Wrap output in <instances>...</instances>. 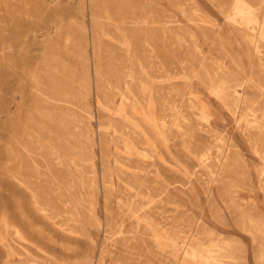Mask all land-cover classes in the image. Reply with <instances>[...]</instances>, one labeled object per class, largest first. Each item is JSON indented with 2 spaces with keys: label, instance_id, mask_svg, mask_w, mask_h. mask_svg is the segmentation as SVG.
<instances>
[{
  "label": "rangeland",
  "instance_id": "obj_1",
  "mask_svg": "<svg viewBox=\"0 0 264 264\" xmlns=\"http://www.w3.org/2000/svg\"><path fill=\"white\" fill-rule=\"evenodd\" d=\"M200 1L202 7L198 5V0H133L131 3L126 0H0V219L6 211L11 219L16 220L11 211L10 197L3 193L12 183L4 172L13 165L10 151L14 148L15 154L23 153L24 148L17 144L22 142L30 149V152L23 155L26 160L24 177L29 181L40 182L47 191L52 188L61 189L72 200L73 212L78 217L80 215L82 221L79 226L75 225V235H66L45 223L56 237L72 242L74 249L62 250L58 244L40 241L44 250L39 252L26 242L39 264H87V259L96 261L100 255L104 256L108 264H116L113 256L104 251V247L139 253L134 248L121 244L118 237L109 239L107 229L135 236L143 249L139 254L149 259L151 264H182V253L170 246H166L163 254L157 248L154 252L149 249V246H154L150 237L158 235L159 230L155 225L142 223L139 212L149 214L156 223L169 231H186L191 236L202 230L205 242H209L208 232L230 239L232 242L228 245H216L222 251H216L219 260L210 264H264V161L256 155L250 144V140L255 141L264 155V128L254 127V130H248L247 136L240 128L238 118L223 104L235 102L241 113L246 104L254 103L258 115L264 113V74L261 72L264 70V27H260L264 24V0H258L260 5L258 2L253 4L255 0ZM143 4H147L149 8L152 6L154 12V17L150 19L152 22L145 25L155 47L153 53L142 44L135 45L136 41L130 39V12L134 11L141 19H145ZM237 6L248 11L246 16L239 14ZM250 17L255 18L251 20ZM165 22L163 27L161 24ZM241 29H245V35L241 34ZM191 31L194 33V40L190 38ZM215 31L221 36H214ZM69 33L71 46L67 50L65 43ZM232 33L242 38L243 47ZM257 35L261 36L259 50H256L254 43ZM49 39L60 54L62 67L54 79L56 90L63 96L62 103L42 102L40 97L34 96L32 90L34 71L46 66L43 47ZM93 43L101 45L100 52L95 51ZM129 55L134 59V64L129 62ZM256 56H262V61ZM185 58L190 62L192 71H182L181 59ZM150 61L154 64L152 71ZM216 61L222 65L224 76L213 74L218 68ZM131 67H135L153 85L154 112L159 111L164 98L170 103L176 99L175 102L179 104L182 103L181 94L186 101L199 100L212 111L208 121L204 122L205 129L210 132L194 126V113L189 109L188 102H185L184 108L186 107L185 114L190 119L189 124L193 127H190L188 133L194 135L191 143L176 130L172 132L171 139L166 140L156 122L144 114L140 105L136 107L137 114L132 115L130 109L122 103L121 97L107 88L110 84L119 86L126 92L130 91L129 85L119 77ZM196 69H201L204 79L194 72ZM96 70L101 73V79L96 78ZM38 76L43 81L48 78L42 70ZM108 94L115 98V106L107 103L105 98ZM245 94L250 95L252 100L245 103L241 98ZM133 97L137 102L136 96ZM227 97L231 98L230 101ZM38 104L41 106L40 113L36 110ZM109 120L112 121V126L108 124ZM23 123L31 129H37L39 136L24 135ZM127 127L137 131L147 141V154L152 158H146L147 161L144 159L142 148L133 145V137ZM88 130L93 137L90 140L86 139ZM108 134L118 135L133 146L132 150L127 151L110 142L109 148L107 147L110 153H106L105 137ZM217 138H221L224 144L238 153L246 176L236 177L234 180L219 177L221 168L216 172L201 157L199 153L211 145L212 150L225 160L226 154L221 153L216 143ZM75 146L84 149L86 155L94 161L93 165L83 162L82 170L76 166L72 159V155L76 153ZM33 151L36 152L35 155ZM107 154L105 163L103 156ZM52 156L60 157L64 165L58 166L51 160ZM119 156H122V162ZM31 159L41 164V176L34 173ZM66 166L70 168L67 170ZM105 166L112 171L119 190H108L104 184ZM118 166L126 177H119ZM71 179H76L74 188L66 185ZM140 183L143 184L142 187H139ZM163 188L170 193L169 196L162 193ZM119 199H122L121 204ZM57 204L59 213L64 217L68 216V208L59 202ZM24 205L30 212L27 200ZM142 207L146 209L142 210ZM153 211L155 212L152 213ZM244 216L253 218L256 223L244 221ZM36 219L41 224L44 222L40 217ZM242 222L245 227L241 225ZM81 229L83 230L80 231ZM5 230L0 221V264H9L2 239L7 238V244L9 240H15ZM25 232L28 233V230L25 229ZM225 254L229 258L222 256ZM123 256L125 262L139 264L129 255ZM134 256L136 255L131 257ZM187 260L190 264H205L204 261L197 262L191 258Z\"/></svg>",
  "mask_w": 264,
  "mask_h": 264
},
{
  "label": "bare ground",
  "instance_id": "obj_2",
  "mask_svg": "<svg viewBox=\"0 0 264 264\" xmlns=\"http://www.w3.org/2000/svg\"><path fill=\"white\" fill-rule=\"evenodd\" d=\"M58 1V0H56ZM128 3H131L133 0H126ZM144 1V0H143ZM230 1V0H228ZM239 1V0H236ZM248 1V0H247ZM251 2L253 0H250ZM161 2V1H160ZM159 2V3H160ZM185 2V1H184ZM187 2V1H186ZM190 2V1H189ZM212 2V1H211ZM259 1L255 0L254 3H256ZM125 3V2H124ZM176 3V2H174ZM193 3V1H192ZM232 3V2H231ZM236 3V2H235ZM241 3V2H240ZM263 3V2H262ZM80 4V3H79ZM224 4V3H223ZM229 4V3H228ZM242 4V3H241ZM199 5V4H198ZM263 5V4H262ZM261 5V6H262ZM227 6V3H226ZM231 6V5H230ZM234 6V5H233ZM242 6V5H240ZM246 6V4L244 5ZM260 6V7H261ZM190 7V6H189ZM224 7V5H223ZM143 10L146 12V18L145 19H141V17H139L134 11L130 12V16L129 19L130 24H131V38L132 40L136 41L135 45L142 44L145 46V48H147L149 50V52L153 53L155 51V47L152 44V42L150 41V37H149V33L147 28L145 27L146 23L148 22H152L150 19H152L154 17V12L151 8H149L147 6V4H143L142 6ZM160 8V7H159ZM192 8V7H191ZM229 8V6H228ZM227 8V10H229ZM259 8V7H258ZM163 9V8H162ZM222 9V8H221ZM226 9V8H225ZM233 9V7H232ZM235 9V8H234ZM142 10V9H141ZM191 10V9H190ZM198 10V9H197ZM236 10L238 12H240L239 14H241V16H246V9H243L242 7H238L236 8ZM256 10V8H255ZM160 11V10H159ZM163 11V10H162ZM196 11V9L194 10ZM224 11V10H223ZM226 11V10H225ZM182 12V10H181ZM233 12V11H232ZM237 12V13H238ZM236 13V12H235ZM188 14V13H187ZM183 15V12H182ZM249 15V13H248ZM157 16V15H156ZM184 16V15H183ZM236 16V15H235ZM240 16V15H239ZM196 17V16H195ZM234 17V16H232ZM249 17V16H248ZM159 18V17H158ZM241 18V17H240ZM251 18V17H250ZM255 18V17H254ZM254 18H251L254 19ZM103 19V18H102ZM160 19V18H159ZM165 19V18H164ZM228 19V18H227ZM246 19V18H245ZM104 21V19H103ZM163 21V19H162ZM232 21V20H231ZM241 21V20H240ZM194 22V21H193ZM246 22V21H245ZM250 22V21H249ZM101 23V22H99ZM156 23V22H155ZM196 23V22H195ZM201 23V21H200ZM235 23V21H234ZM157 24H160L159 22ZM165 23H162L161 25L164 27ZM176 24V23H175ZM203 24V23H202ZM200 24V25H202ZM54 25V24H52ZM170 25V24H169ZM180 25V24H178ZM234 25V24H233ZM160 26V25H158ZM175 26V25H172ZM249 26V25H247ZM161 27V26H160ZM261 27V26H260ZM52 28V27H51ZM157 28V26H156ZM172 28V27H171ZM108 29V28H107ZM159 29V28H158ZM82 30V29H81ZM181 30V29H180ZM252 31V30H251ZM256 31V30H255ZM258 31V30H257ZM256 31V32H257ZM49 32V30H48ZM170 32V31H168ZM175 32V31H174ZM183 32V31H182ZM242 35H245V29H241L240 30ZM172 33V32H171ZM159 34V33H158ZM187 34V33H186ZM253 34V33H252ZM99 35V33H98ZM172 35V34H171ZM100 36V35H99ZM188 36V35H187ZM190 38L192 40H194L195 36L194 33L191 31L190 32ZM259 36V35H258ZM46 37V36H45ZM235 40L243 47V40L241 37L239 36H234ZM100 38V37H99ZM254 38V37H253ZM102 39V37H101ZM252 39V37H251ZM50 41L45 42L44 43V47H43V60L46 64L45 68H37L34 73H33V78H32V82L34 83V86L32 87L33 93L35 94L34 96H36L37 98L40 97V101L44 102V101H48V103H53L55 102H64L63 96L61 95V93L59 91L56 90L55 88V79L54 77L59 73L60 68L62 67V64L60 62V54L58 49L51 44V39H49ZM172 40V39H171ZM261 40V39H260ZM258 40V42L260 41ZM44 42V41H42ZM167 42V41H166ZM250 42V41H249ZM257 42L256 44V49L259 50L260 48V44ZM66 48L67 50H70L68 47L71 46V37H70V33L67 34L66 37ZM247 44V43H246ZM94 45V49L97 52L101 51V45L100 44H95ZM245 45V44H244ZM249 46V45H248ZM264 50V49H263ZM261 51V50H260ZM84 52L86 53V50H84ZM150 53V54H151ZM103 54V53H102ZM107 55V54H106ZM157 55V54H156ZM261 55V54H260ZM88 60V57H86ZM157 58V57H156ZM190 58V56H189ZM108 59V58H107ZM152 59V58H151ZM153 60V59H152ZM176 61V60H175ZM129 62L130 63H135L134 59H132V57L129 55ZM160 62V61H159ZM190 62L185 58V59H181V64L183 67L182 71H192V69L190 68L191 64H189ZM217 63V70H213L215 71V73L213 72L214 75H220V76H224L223 74L225 73L223 67L221 64ZM263 63V62H262ZM180 64V63H179ZM153 63L150 61V67H151V71H152V67H153ZM174 65V64H173ZM201 65V64H200ZM176 66V65H174ZM264 66V65H263ZM114 67V66H113ZM179 67V66H178ZM123 69V68H122ZM216 69V68H215ZM42 70L44 71V73L47 74V79H45L44 81L39 79V71ZM155 70V69H154ZM89 71V70H88ZM128 71V69H127ZM194 72L201 78H203L201 69H196L194 70ZM96 78L101 79V73L99 71L96 70ZM209 73V72H208ZM89 74V73H88ZM58 77V76H57ZM120 80L125 81L129 87H130V91H124L121 87L119 86H114V85H110L107 87L110 91H114L115 95H119L122 99V103H124V105L126 107H128L130 109V112L132 115H136V107H138V105H140L142 111L144 112L145 115H147L150 120L155 121L156 124L158 125L159 129L162 132L163 137L166 140H170L171 138V134L173 131H179L181 132L182 135H184L189 143H191L192 139L194 138L193 134H188L190 133V119L187 118V115L185 114L186 112V107L184 108V105H186L185 102H188V106L189 109L192 110V113H194V118H195V127L198 129H205L204 127V122L208 121L209 116L211 114V109L208 108L206 105L201 104L199 102V100H192V99H188L186 101V99L183 97V95L181 94V98H182V103H176V99L173 103H170L167 101V98L163 99L161 108L159 109L158 112H154V94H153V85L146 80V78L144 76H142L138 70L135 67H131V69L124 75H121ZM217 78V77H215ZM220 78V77H219ZM218 78V79H219ZM222 78V77H221ZM97 79V80H98ZM105 79V78H104ZM116 79V78H115ZM204 79V78H203ZM225 79V78H224ZM101 81V80H100ZM106 81V80H105ZM221 81V80H220ZM227 81V80H225ZM231 81V80H230ZM233 82V81H232ZM64 83V82H63ZM103 83V82H102ZM221 83V82H220ZM235 83V82H234ZM99 84V83H98ZM231 84V83H230ZM224 86V85H222ZM230 86V85H229ZM101 87V86H100ZM106 88V87H105ZM106 88V89H107ZM229 88V87H228ZM100 90H102L100 88ZM174 90V89H173ZM236 91V90H235ZM246 92V90H245ZM244 92V93H245ZM71 93V92H70ZM103 93V91H102ZM137 98V102L134 99V95ZM216 97L218 99L221 100V97L216 94V92L214 91ZM167 94V93H166ZM180 94V92H179ZM105 95V94H104ZM160 95V94H159ZM108 97H106V101L108 104L115 106L117 103L115 102V98L110 97V95H106ZM164 96V95H163ZM239 96V94H238ZM168 97V96H167ZM71 98V97H70ZM75 98V97H74ZM179 98V96H178ZM223 98V97H222ZM229 98V97H227ZM243 98L242 100H244V102L246 103L247 101H250L249 99V95L245 94V96L242 95ZM42 99V100H41ZM225 99V98H224ZM231 98L227 99L230 101ZM162 101V100H161ZM180 101V99H179ZM222 101V100H221ZM73 102V101H72ZM232 102V101H231ZM223 103V101H222ZM227 103V101H226ZM60 104V103H59ZM75 104V103H74ZM228 110L238 118L239 120V125L241 130L247 135L248 130H254V127L259 126L260 128H264V113L259 116L258 115V110L256 107H254L255 105H253V103L251 105L246 104L247 106L242 109L241 113L239 112L240 108L238 107L239 105L237 103H231V104H225L223 103ZM40 104L37 105L36 110L40 113ZM54 105V104H53ZM235 105V107L233 106ZM245 105V104H244ZM80 105H78L79 107ZM77 107V106H76ZM75 107V108H76ZM77 107V108H78ZM120 107V106H119ZM104 108H107L104 106ZM87 109V108H86ZM110 109V108H109ZM47 110V109H46ZM68 110V109H67ZM79 110V109H78ZM81 111V110H80ZM57 112V111H56ZM91 112V110H90ZM261 113V112H260ZM43 114V113H41ZM82 114V113H81ZM87 114V113H86ZM61 115V114H59ZM88 115V114H87ZM90 115V114H89ZM107 115V114H106ZM127 115V114H126ZM154 115V116H153ZM130 116V115H128ZM119 117V116H118ZM126 117V116H125ZM66 118V116H65ZM106 118V117H105ZM128 118V117H126ZM131 118V117H129ZM45 119H47L45 117ZM78 119V118H77ZM107 119V118H106ZM134 119V118H133ZM115 120V119H113ZM65 121V120H64ZM138 121V120H137ZM141 121V120H140ZM33 122V120H32ZM67 122V121H65ZM74 122V121H73ZM88 122V121H87ZM115 122V121H114ZM119 122V121H117ZM192 123V122H191ZM67 124V123H66ZM71 124V123H70ZM81 124V123H80ZM109 125H113L112 121L109 120ZM77 125H79V122L77 123ZM122 125V124H121ZM75 126V125H74ZM124 126V125H123ZM85 127V126H84ZM87 127V126H86ZM106 127V126H104ZM114 127V126H113ZM88 128V127H87ZM86 128V129H87ZM155 128V127H154ZM193 128V127H191ZM89 129V128H88ZM128 129V127L126 128ZM74 130V129H73ZM77 130V129H76ZM115 131V130H114ZM127 131H131V136L133 137V145H138L142 148V153L144 155V159L146 160V158H152L150 155L148 156L147 151L148 149L146 148L147 145V141L145 139H143V137L134 129H128ZM140 131V130H139ZM207 132H210V130H206ZM22 132L24 135H28L31 137H35V136H39L38 134V130L36 129H31L27 126V124L23 123V127H22ZM87 135H86V139H91L92 134L91 131L88 130L87 131ZM123 132V130H122ZM145 131H142V133ZM252 132V131H251ZM94 133V132H93ZM108 133V132H107ZM113 133V132H112ZM50 134V133H49ZM54 134V133H53ZM118 134V133H117ZM56 135V134H55ZM129 135V136H130ZM145 135V133H144ZM52 136V134H51ZM248 136V135H247ZM83 137V136H82ZM60 138V137H59ZM85 138V137H84ZM127 138V137H126ZM249 138V137H248ZM128 139V138H127ZM45 140V139H44ZM250 140V139H249ZM39 141V140H38ZM92 141V140H91ZM151 141V140H150ZM217 145L219 146V148L221 149V153H225L226 154V158L223 161L219 155L217 153H215L212 150V146L208 145L203 151H201L199 154L201 155L202 158L206 159L207 162L210 163V165L214 168V170L217 172L220 168H221V174L219 175V177H227L229 179L233 178L236 179L246 176V174L244 173L243 170V165L240 161V156L238 155V153L234 150H232V148H229L226 144H224L223 140L221 138H217L216 140ZM67 142V141H66ZM110 142H114L116 143L118 146H122L124 147L127 151H131L132 150V145H128L125 140H123L122 138H120L118 135L114 136V135H106L105 137V152L106 153H110V151H107L109 148V143ZM40 143V142H39ZM63 143V142H61ZM60 143V144H61ZM18 146L23 147V153L21 154H15L14 148L10 151V153H12L13 157L10 160L12 162V167H8L6 169L5 176L8 179L12 180V183H10L9 188H5V192H3L4 194H8V196L10 197V202H11V211L13 213V217L16 218V220L11 219V217L7 214L6 211H4V213L1 215V223L4 224L6 230L5 231H9V233L11 235H13L15 237V240L10 241L7 244L6 242H8L7 238L2 239V243L5 244V257L8 260L9 264H39L35 258V254H33L30 250V246L34 247L35 249L39 250H44L42 249V247L40 246L39 242L40 241H47L49 243H54V244H58L62 250H73L74 249V244L72 242L67 241L64 238H60V237H56L54 235V232L47 228V225H50L52 227H55L56 229H59V231L65 233L66 235H75V233H77V229L75 227L79 226L80 224H82L81 220H80V215L79 217L75 215V213L73 212L74 209H72V205L73 202L72 200L62 192L61 189L59 188H52L51 191H47V188H44L41 186L40 182H34V181H29V179H26L23 175V170L25 169V163L26 160L24 159V153L26 152H30V149L28 148L27 145H25L24 143H19L17 142ZM58 144V143H57ZM70 144V143H69ZM250 144L252 145L254 152L256 153V155H258L263 161H264V155L261 152V149H259L257 147V145L255 144V141L250 140ZM12 146V144H11ZM74 146V145H73ZM13 147V146H12ZM35 147V146H34ZM38 148V146H36ZM53 149V146H51ZM108 147V148H107ZM76 149V153L72 155V159L74 161V163L76 164L77 167L81 168V170L83 169V162H86L88 164L93 165V160L88 157L86 155V153L84 152V149H82L79 146H75L74 147ZM152 148V147H151ZM11 149V148H10ZM55 149V148H54ZM69 151V150H68ZM67 151V152H68ZM88 151V150H86ZM140 151V149H139ZM122 152V151H121ZM35 151H33V155H35ZM46 153V152H45ZM50 153V151H49ZM69 153V152H68ZM74 153V152H73ZM149 153V151H148ZM220 153V154H221ZM31 154V153H30ZM29 154V156H30ZM41 154V153H40ZM50 155V154H49ZM60 155V154H59ZM142 155V156H143ZM23 156V157H21ZM37 156V155H36ZM39 156V155H38ZM37 156V157H38ZM141 156V155H140ZM35 157V156H34ZM42 157V156H40ZM66 157V156H65ZM107 157L108 154L103 156V162H107ZM121 158V162H122V156H119ZM31 158H33L31 156ZM143 158V157H142ZM29 159V158H28ZM27 159V160H28ZM41 160V158H39ZM43 159V158H42ZM133 159V158H132ZM46 160V159H45ZM52 161H55L58 166L59 165H64L62 159H60V157L58 156H52L51 157ZM49 160V161H51ZM127 160V159H126ZM131 160V159H130ZM144 160V161H145ZM150 160V159H149ZM43 161V160H42ZM71 161V160H70ZM147 161V160H146ZM47 162V161H45ZM29 163V162H28ZM31 165H32V169L34 171V173H36L38 176H41L43 171H41V167L39 165H41L40 163H37V161L35 159H31L30 161ZM49 164V162H47ZM46 163V165H47ZM87 164V165H88ZM8 165V164H7ZM45 165V164H44ZM50 165V164H49ZM54 166V164H53ZM29 167V165H28ZM55 168V167H54ZM57 168V167H56ZM59 168V167H58ZM63 168V167H62ZM67 168V166H66ZM70 168V167H69ZM67 168V170L69 169ZM93 168H96L93 167ZM106 169V171L104 172V177H103V181L104 184L106 185V187L111 190H119V184L117 185L116 180L114 179L113 173L112 171H109L110 168H108L107 166L104 167ZM108 169V171H107ZM26 170V169H25ZM62 170V169H60ZM64 170V168H63ZM88 170V169H87ZM93 170V169H92ZM52 171V169H51ZM89 171V170H88ZM65 172V171H64ZM84 172V171H82ZM117 172L120 175L119 177L122 179L125 176V172L118 166L117 168ZM54 173V172H53ZM61 173V172H60ZM63 173V172H62ZM61 173V174H62ZM88 174V173H87ZM53 175V174H52ZM57 175V174H56ZM72 175V172H71ZM89 175V174H88ZM87 175V176H88ZM91 175V174H90ZM89 175V176H90ZM27 176V175H26ZM54 176V175H53ZM58 176V175H57ZM86 176V175H85ZM135 176V175H133ZM59 177V176H58ZM66 177V176H65ZM71 177V176H70ZM73 177V176H72ZM91 177V176H90ZM126 177V176H125ZM137 177V176H136ZM55 179V178H54ZM88 180H90L89 178H87ZM132 179V178H131ZM148 179V178H147ZM226 179V178H225ZM39 180V178H38ZM76 180V179H75ZM74 179H71L66 185L68 186V188H74L76 186ZM129 180V179H128ZM134 180V179H133ZM57 181V180H56ZM92 181V180H91ZM94 181V180H93ZM140 181V179H139ZM152 181V180H151ZM66 182V181H65ZM88 182V181H87ZM143 182V181H142ZM92 183V182H91ZM139 183V182H138ZM244 183V182H243ZM7 184V183H6ZM89 184V183H88ZM46 185V184H45ZM95 185V184H94ZM104 185V186H105ZM138 185V184H136ZM142 183L139 184V187H142ZM149 185V184H148ZM154 185V184H152ZM157 185V184H156ZM4 186V185H3ZM8 186V185H7ZM103 186V187H104ZM129 186V185H128ZM158 186V185H157ZM6 187V185H5ZM99 187V185H98ZM121 187V186H120ZM145 187V186H143ZM159 187V186H158ZM64 188V187H63ZM105 188V189H107ZM154 188V187H153ZM152 188V189H153ZM160 188V187H159ZM144 189V188H143ZM136 190V189H135ZM148 190V189H147ZM146 190V192H147ZM137 191V190H136ZM69 192V191H68ZM122 192V191H121ZM127 191H125L126 193ZM138 193V192H137ZM162 193H165L166 195L169 196V192H166L165 189L163 188ZM139 194V193H138ZM124 195V194H123ZM143 195V194H142ZM145 195V194H144ZM70 196V195H69ZM109 196V194H108ZM149 196V195H147ZM114 197V195H113ZM123 197H127V196H123ZM130 197V196H129ZM154 198V197H153ZM239 198V197H238ZM111 199H113L111 197ZM27 200L29 202L30 205V212H28L25 208L24 205V201ZM80 200V198H79ZM83 200V199H82ZM114 200V199H113ZM127 200V199H126ZM126 200H124V202H126ZM147 200V199H146ZM143 201V200H142ZM9 202V203H10ZM61 203L63 206H65L66 208H68L67 213L69 214L68 216L64 217L61 213H59L58 207H57V203ZM87 202V201H86ZM122 199H119V203L121 204ZM129 202V201H128ZM144 202V201H143ZM86 204V203H85ZM89 204V203H88ZM91 204V203H90ZM118 204V202H117ZM119 204V205H120ZM138 204V203H137ZM143 204V203H142ZM156 205V203H154ZM80 205V204H79ZM132 205V204H131ZM153 205V204H152ZM151 205V207H152ZM84 207V205H82ZM81 206V207H82ZM91 206V205H90ZM89 206V208H90ZM124 206V205H123ZM150 206V205H148ZM160 207V206H159ZM76 208V207H75ZM92 208V207H91ZM133 208V207H132ZM146 209V207H142L143 209ZM77 209V208H76ZM81 209V208H80ZM88 209V208H87ZM141 209V207H140ZM148 209V208H147ZM150 209V208H149ZM156 209V208H155ZM5 210V209H3ZM84 210L87 211L84 207ZM90 210V209H89ZM141 210V211H142ZM157 210V209H156ZM159 210V209H158ZM157 210V211H158ZM122 210H120L121 212ZM152 211V210H151ZM164 211V209H163ZM93 212V211H92ZM145 212V211H144ZM155 211H153L152 213H154ZM86 213V212H85ZM91 213V212H90ZM146 213V212H145ZM160 213V212H159ZM93 214V213H92ZM247 214V213H246ZM245 214V215H246ZM67 215V214H66ZM88 215V214H86ZM139 218L141 220L142 223H147L148 225H155L156 228H158L159 230V234L156 236H151L150 238L152 239V242L154 244L153 247L149 246V249L154 252V249L157 248L160 251V254H163L165 252V248L166 246H170L172 247L175 251L177 252H181L184 259L182 261V264H190V262L187 260V258H191L196 260L197 262L200 261H204L205 264H210L212 262H217L219 254L216 253V251H222L221 248H219L218 246H216L217 244H220L219 246L223 245H228L230 244L232 241L228 238L222 237L216 233L213 232H208V237H209V242H205L203 241V233L202 230H200L199 232H197L194 235H187L186 231H177L175 229V231H169V229H167L166 227H164L163 225H160V223H156L154 221V219H152V217L149 214H142L141 212L138 213ZM165 215V214H164ZM249 215V214H247ZM96 216V215H95ZM42 218L44 220V222L41 224L37 221L36 218ZM94 217V216H93ZM167 217V216H166ZM251 217V215H250ZM247 218L246 216L242 217L245 218L244 221H251L252 223L255 222V220H253V218ZM90 218V216H89ZM92 218V217H91ZM97 218V217H94ZM93 218V219H94ZM107 218V216H106ZM124 218V217H123ZM168 218V217H167ZM91 219V220H93ZM99 218H97L98 220ZM133 219V218H132ZM188 219L190 221V217L188 216ZM102 221V220H101ZM108 221V220H107ZM180 221V220H179ZM85 222V221H84ZM98 222V221H97ZM175 222V221H174ZM46 223V226H45ZM102 223V222H101ZM107 223V222H106ZM111 222H109L110 224ZM183 223V222H182ZM246 223V222H245ZM256 223V222H255ZM177 224V223H176ZM242 226L245 227L244 223L242 222L241 224ZM179 226V225H178ZM180 227V226H179ZM82 228V226H81ZM109 228V227H108ZM155 228V229H156ZM25 229L28 230V233L25 232ZM80 229V227H79ZM107 229V228H106ZM122 229V227H121ZM203 230H205V228H201ZM83 229H81L80 231H82ZM148 230V229H146ZM114 231V230H113ZM106 232L109 234V239H114L117 238L119 239V241L121 242V244L127 246V247H131L134 248L135 250L139 251V253L143 250L140 243L137 241V238L135 236H128L125 235V233L123 231L120 232H112L111 230L107 229ZM145 232V229H144ZM84 233V232H83ZM106 233V234H107ZM133 234V233H132ZM29 235V236H28ZM117 235V236H115ZM142 235V234H141ZM150 236V235H149ZM7 237V236H6ZM10 237V236H9ZM117 240V239H116ZM145 240V239H144ZM146 243L148 244V241L145 240ZM29 243V245H27V243ZM163 242V243H162ZM104 251L109 252L113 258L115 259L116 264H134L133 261L132 263H130V261L125 262L123 260V255H129L128 257L135 259V261H137L136 263L139 264H151L149 262V259L147 258H143L139 253L138 254H133L130 252H123L121 250H114V249H109L108 247H104ZM44 253V252H43ZM49 255V254H48ZM132 255H136L134 257H131ZM224 256V258H229L227 257L228 254L222 255ZM78 259V258H77ZM87 259V258H85ZM95 260V259H94ZM45 261V260H44ZM87 264H108L103 255H100V257L96 260V261H92V260H88L87 259Z\"/></svg>",
  "mask_w": 264,
  "mask_h": 264
},
{
  "label": "crops",
  "instance_id": "obj_3",
  "mask_svg": "<svg viewBox=\"0 0 264 264\" xmlns=\"http://www.w3.org/2000/svg\"><path fill=\"white\" fill-rule=\"evenodd\" d=\"M210 1V0H209ZM198 2H199V5H201V7H202V3H201V1L200 0H198ZM261 3H258V5H260ZM263 11H264V8H263ZM206 23V22H205ZM262 27H264V24L262 23V25H261V28ZM260 33V35H262V31H260L259 32ZM233 34V37L236 35V34H234V33H232ZM217 35H219V36H221V34L218 32L217 33V31H215L214 32V36H217ZM260 38H261V36H259L258 37V35H257V37L254 39V43H255V45L257 44V42H258V40H260ZM256 47V46H255ZM257 50V49H256ZM257 57V56H256ZM258 59H263L262 58V56L260 57H257ZM262 61V60H261ZM257 63H258V61H257ZM260 64H263L262 62L260 63ZM264 71V70H263ZM263 71H261L262 72V74H264V72ZM263 80H264V78H263ZM249 99H250V101L252 100V97L249 95ZM253 105H255L254 103H253Z\"/></svg>",
  "mask_w": 264,
  "mask_h": 264
}]
</instances>
